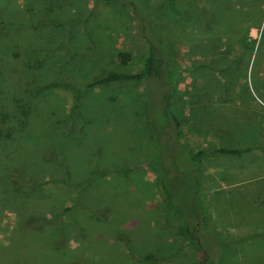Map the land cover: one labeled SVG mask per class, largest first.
I'll return each instance as SVG.
<instances>
[{
    "label": "rangeland",
    "instance_id": "374dc122",
    "mask_svg": "<svg viewBox=\"0 0 264 264\" xmlns=\"http://www.w3.org/2000/svg\"><path fill=\"white\" fill-rule=\"evenodd\" d=\"M129 4L136 6L135 15ZM154 4L158 5L157 0H0V99L8 92L7 98L14 102V112L9 115L12 119L0 121V264H14L21 258L18 252L8 249L10 243L19 240L14 229L20 217L36 213L50 217L66 207H70L69 215L74 212L72 204L79 187L52 182L55 177L50 173L56 159L48 154L42 161L35 158L31 178L27 176L33 186L23 197L16 194L8 178L12 171L25 167L19 157L23 149L40 146L41 141L54 136V128L67 126L74 117V94L71 86L58 84L62 81L82 89L80 121L88 133L84 134L83 146L101 142L108 151L104 160L92 156L71 168L79 170L80 180L90 181L83 191L85 199L113 214L108 222L102 218L99 226L92 223V235L86 232L90 222L81 223L87 225L82 228L80 223L73 227L67 222L71 224H67V241L62 244L68 251L76 249L73 264L197 263L195 250L182 235L183 221L168 205L163 172L150 160L155 140L148 111L151 104L153 110L157 103L152 97L149 104L148 85H86L105 71L133 72L145 50V39H153L174 76L170 107L180 121L178 138L183 148L206 151L204 159L210 162L221 158L210 151L238 146L240 128L242 136L254 138L242 145L264 146V0H165L153 10ZM197 8L209 17H200ZM36 27L53 50L69 36L72 45L68 52L75 60L66 57L61 61L66 66L75 63L63 67L51 60L44 72L26 70L27 77L9 81L4 76L5 70L10 74L6 52H21L22 40L27 42L24 53L34 48L38 42ZM246 36L253 41V51L243 44ZM15 44L17 47H13ZM120 50L131 54L126 68L114 66L113 58ZM29 106L33 107L31 115L35 108L42 112L41 117L29 122L27 116L21 124L19 117L29 113ZM78 117L74 122L79 121ZM157 121L160 124L161 118ZM228 121L227 128L236 134L223 132ZM88 128L95 130L94 138ZM131 138L142 141L128 150ZM209 166L215 171L221 168L203 162L197 169L206 173L204 169ZM204 191L201 197L212 193ZM52 225L54 228L55 223ZM26 236L32 239V235ZM56 240L59 238H53V243ZM126 244L131 247L130 256L124 252ZM230 249L236 254L238 247ZM52 256L56 260L59 254L53 251ZM221 264L243 263L227 259ZM245 264L258 263L246 259Z\"/></svg>",
    "mask_w": 264,
    "mask_h": 264
},
{
    "label": "trees",
    "instance_id": "16d2710c",
    "mask_svg": "<svg viewBox=\"0 0 264 264\" xmlns=\"http://www.w3.org/2000/svg\"><path fill=\"white\" fill-rule=\"evenodd\" d=\"M164 1L165 0H157L158 5L154 4L153 10L158 8ZM129 9L134 15L137 13L135 5L132 6V4H129ZM197 11L200 17H209V15L206 14V12L204 13L201 9L197 8ZM37 24L41 27L40 21ZM65 28L68 29L70 27L66 26ZM36 29L38 30L36 35L38 42L35 44L34 48L24 53L22 49L26 46L27 42L26 40H22L21 44L24 47L21 49V52H18L16 49L17 51H12L8 54L5 51L8 55H5V60L6 64H8L10 74L7 75L5 70L4 76L9 81L27 77L26 70L37 73H40V71L44 72L50 66L51 60H57L56 64L60 62L63 64H61L63 67L66 66V63L61 61V59L67 57L70 61L75 60L73 53L68 52L72 45L69 36L63 39L64 42L60 47L53 50L49 46L50 43L41 37L40 28L36 27ZM54 39L55 38L52 40ZM244 40L243 44L247 46V49L253 51V41L250 40L248 36H246ZM144 44L145 50L141 56L140 63L133 72L124 73L119 70L102 72L92 77L91 81L87 83L86 88L123 82H142L148 85L147 98L149 104L151 103L152 97L157 103L153 110L151 109L153 107L151 104L150 110L148 111V121L154 133L155 140L154 154L150 157V160L157 163L163 172V190L168 196L170 210L183 221L182 235L185 238V243L191 244L195 250V256L197 258L196 264H221L222 251L226 246L206 229L204 210L197 195L198 181L196 178V168L204 155H206V151L198 150L190 152L183 148L184 146L178 138L180 121L173 114L170 107L174 76H172L170 71L166 68L165 58L157 47L156 41L153 39H145ZM13 47H17V45L15 44ZM22 52L23 54H21ZM14 54L16 55L12 58L11 56ZM130 62L131 54L127 50L118 51L113 58L114 66L117 68H126L130 65ZM72 63L74 64L75 62H70L66 67L70 66ZM37 81H40L39 78ZM63 83L72 88L71 91H73L74 94L72 115L75 117L79 114V121L74 122L75 119L73 117L70 120V124L67 126L63 125L59 127V129L54 128L52 130L54 136L47 137L41 141L40 146L36 144L32 148L26 147L23 149L19 157L21 164L25 167H22V171L21 169H19V171H12L8 178H10L9 180L13 183L16 194L23 197L29 187L33 186L32 181L28 179L27 176L30 177L31 173L34 171L33 168L37 164L35 158L39 157L40 161H42L43 157L48 154L47 156L56 159V164L52 166V173H50L55 177L52 178V182L58 181L64 185L70 184L69 186H73L74 188L79 187L76 189V197L72 204L75 209L72 215H69L70 207L56 211L50 217H47L45 213H40V216L37 213V215H29L28 217L21 215V220L17 221L16 228L14 229L16 232L15 236L18 237L19 240L18 242L14 241L10 243L8 246L10 251H16L21 256L20 260L14 264H73L71 259L77 258L75 257L76 249L71 248L68 251L65 249L67 246L62 244L64 241H67L65 236V232L68 229L67 222L70 221L73 227H78L80 223V228L87 226L81 223L85 221L90 222V226L88 225L89 227L86 229V232L92 235L94 230V227H91L92 223L94 226H99L102 223V218L106 217L105 222H108L113 215L108 214L107 208L95 207L97 205L96 202L95 204L94 202L89 203V200L85 199L83 191L84 188L90 184V181L80 180L79 170L71 168L74 166L79 167L80 160L92 156H99L100 159L104 160L107 158L108 151L103 147L101 142L87 147L83 146L84 134L88 133L86 132L87 129L86 131L84 130V125L80 121L79 102L82 97V89H80L78 84L73 85L70 81H62L58 84ZM5 93L6 94L3 96L4 99L2 101L0 99V113H2L0 114V121L3 122L6 118L11 120L12 118H9V115L14 112V102L7 98L9 97V93ZM32 108L33 107L29 106V113L27 115H22L21 113V117H19L21 124L24 123L23 118L27 116L30 118H26L29 122H35L36 119L41 117L42 112L38 110L35 111V108L34 115H31ZM158 118H161L160 124L157 121ZM42 124H44V122H42ZM88 129L93 132L92 138H94L95 130H91L92 128ZM80 136H82V138H80ZM102 141L108 143V139ZM140 141H142V139ZM140 141L131 138V142L127 145V149L132 150L136 148ZM240 153V151L225 148H216L210 151V154L215 155L225 154L237 156ZM68 164H70V169L67 168ZM95 168H97V165H95ZM60 169L63 170L62 175L59 174ZM101 174L102 173H98V175ZM72 180H74L75 183H70ZM30 193H32V191ZM65 213H68L70 219L66 216H62ZM64 218L65 222L63 221ZM52 223H55L54 228ZM47 228H49V230H47ZM25 235H27L26 237L32 235V239H30V237L25 238ZM53 238H59V240L53 243ZM51 245L57 246L58 248L56 247L57 249H54ZM53 251L59 254L56 260L52 259ZM124 252L128 256L132 255L129 244H126ZM124 257L126 256L124 255ZM49 258H51V260L47 262ZM6 263L7 262H4V264ZM77 263L81 264L78 261Z\"/></svg>",
    "mask_w": 264,
    "mask_h": 264
},
{
    "label": "crops",
    "instance_id": "0c3cea01",
    "mask_svg": "<svg viewBox=\"0 0 264 264\" xmlns=\"http://www.w3.org/2000/svg\"><path fill=\"white\" fill-rule=\"evenodd\" d=\"M229 122L222 131L236 134L237 131L227 128ZM242 132L241 128L237 132L238 146L222 147L240 151L239 155H218L221 158L210 159V162L204 159L207 154L204 155L198 165L205 162L219 164L221 168L215 171L210 166L205 167L206 173L196 168L197 194L204 210L206 229L226 246L222 261L229 259L245 264L247 259L264 264V146L242 145L241 142L249 143L254 139L245 138ZM204 190L212 193L201 197L200 192L205 193ZM230 247H238L237 253Z\"/></svg>",
    "mask_w": 264,
    "mask_h": 264
}]
</instances>
